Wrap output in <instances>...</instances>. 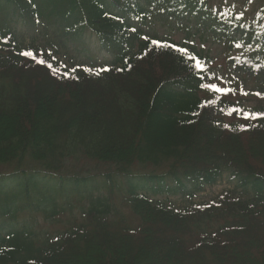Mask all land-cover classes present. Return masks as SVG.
Instances as JSON below:
<instances>
[{
    "label": "trees",
    "instance_id": "16d2710c",
    "mask_svg": "<svg viewBox=\"0 0 264 264\" xmlns=\"http://www.w3.org/2000/svg\"><path fill=\"white\" fill-rule=\"evenodd\" d=\"M203 4L0 0L1 22L19 11L35 23L50 9L46 35L52 26L55 34L90 37L113 56L92 68L68 65L56 56L60 35L43 44L34 35L23 45L16 29L1 25L0 71L35 66L42 81L9 88L0 79V264H264V116L231 111L264 114V104L246 109L228 96L235 91L205 89L214 83L236 90L215 81L210 54L187 38L143 26L148 18L188 34L210 27L226 49L240 45L239 54H248L233 59L235 71L257 78L255 93L264 98V0L240 26L231 13L211 14ZM79 157L89 163L78 167ZM225 172L239 183L202 212L145 191L146 184L155 193L182 187L193 197ZM239 187L253 195L244 198ZM29 192L43 193L36 206ZM67 206L72 220L54 234L19 217L59 220ZM125 208L138 216L135 228Z\"/></svg>",
    "mask_w": 264,
    "mask_h": 264
},
{
    "label": "rangeland",
    "instance_id": "374dc122",
    "mask_svg": "<svg viewBox=\"0 0 264 264\" xmlns=\"http://www.w3.org/2000/svg\"><path fill=\"white\" fill-rule=\"evenodd\" d=\"M210 12L213 13V9L215 7H218L220 9H224L225 7L229 6L230 11H233L235 13H243L244 16L251 15L255 9L259 8L262 4V0H208ZM232 6L234 7L232 9ZM50 9L43 10V16L40 20L28 23L20 18L19 11L13 13H9L4 20L3 24L0 21V31H3V26H7L8 24L12 23L11 25H15V29L19 32L18 35V41L22 42L23 45H29L31 41L33 40V36L36 35L37 40H41L40 43H44L45 39H51L53 41L58 40L57 37L60 35V41L63 44H60V51H58L59 57H65L67 60L73 59V62L80 63L81 65H85L90 67V59L94 60L98 57L100 61H110L113 59V56L110 54V52L106 51L104 48L101 50L100 45L96 46L94 43H97L96 41H86L84 40L83 44L76 42L74 40H70V36H64L62 34H57V37L55 36L54 32L52 31L53 27H49L48 29V35H46V31L43 30L45 27L47 21H45V17L47 18V15L49 14ZM48 13V14H47ZM51 20H56L55 17L48 16ZM193 22V21H192ZM35 24V27L31 29L30 25ZM63 29H66V24H62ZM144 29L150 33H157L160 36H171L173 39L177 41H182L184 38L187 37V32H184L183 29H179L178 27L175 28L173 26L169 27L165 24H163L162 21L158 20L157 23L151 22L150 19H146L144 24ZM40 30H43L42 32ZM40 31V32H39ZM210 28L206 27L202 30H195L192 31L191 36L189 37L190 41H194L195 45L198 49L204 50L205 52H208L213 58L214 62L210 64V68L212 71H215L217 73V78L215 81L219 82L220 84L225 85L232 79L234 83L237 85L238 88L242 89V94H238L235 97L230 94V97L233 99H237L238 97L242 98L244 102V108L250 109V108H256L258 105L264 104V98L258 97V95L255 94V92L259 91L256 89L257 86V79L254 77H250L249 75L239 73L238 75L241 76V79H238L236 75L232 72L233 62H231L230 59L234 58L235 53H240L242 50L240 48H237V46L226 49L225 46H223L220 41L216 38H213V33L209 32ZM0 32V33H2ZM22 36V37H19ZM237 51V52H236ZM37 69L35 66H29L25 69L22 67L12 68L10 71V68L4 71H0V77L5 76L4 78H0L2 80H7V86L9 88H12L14 84L16 85L17 82L19 85H22L25 83V86H28L32 83H36L37 81H42L38 79L36 76H33ZM36 77V80L33 81L31 78ZM28 83H27V82ZM17 86V85H16ZM15 88V87H14ZM18 88V87H16ZM248 93L247 95H243V93ZM227 121L230 119L226 118ZM233 121V120H231ZM78 167H81L82 165H85V163H89V161L84 160L83 157H79L78 159ZM92 166V165H91ZM135 183H138V180L136 179L134 181ZM239 183L237 179H232L231 175L229 173H225L222 177V179L216 183L215 185L208 186L204 190L198 191L197 194L192 197L188 194L184 193L182 190H184L182 187V190H179L175 192L174 190L168 191L164 190L163 192H153L148 189V185L146 184L145 191L148 192L152 199L157 201H163L167 204L173 205L174 208L183 210V209H192L193 211H205L209 209L212 202H218L222 198V194L225 193L228 190L234 189L235 186ZM145 185V184H143ZM170 187H175V182H169ZM187 191H189L190 186L187 185ZM185 191V190H184ZM238 194H241L244 198L251 197L253 195L252 190L249 188L248 192H244L243 187L238 188ZM40 195H43L42 192L36 193H30L28 199L32 202L34 206H36V202L39 201L41 198ZM119 199V198H117ZM60 200V198H59ZM118 204H121V201H117ZM76 207L74 206V209ZM71 208L67 206V210L64 209L63 213L64 216L60 217L59 220H46L43 218L42 214H38L37 217L39 219L35 218H29L28 214H25L24 217L21 215L19 216L22 219L33 221L34 224H36V228L40 231H48L54 234L57 230L61 229L63 226H67L68 221L72 220V215L68 216L70 213ZM41 211V210H38ZM79 209H77V212ZM76 212V210H75ZM124 212L126 213V220L127 223L131 225L133 228L136 227V225L139 223V218L136 214H132L128 208L124 209ZM20 219V221H22ZM46 221V222H43ZM39 221V223H38Z\"/></svg>",
    "mask_w": 264,
    "mask_h": 264
},
{
    "label": "snow or ice",
    "instance_id": "6c2138e0",
    "mask_svg": "<svg viewBox=\"0 0 264 264\" xmlns=\"http://www.w3.org/2000/svg\"><path fill=\"white\" fill-rule=\"evenodd\" d=\"M153 43H157L156 41H153ZM238 47L240 45H237ZM178 51L180 52H185V49H178ZM21 55L25 56V57H31L33 59H35L34 54L31 51H25L23 53H21ZM192 59H195V57H193ZM38 63H45L43 60L38 61ZM48 67H51V65H48ZM197 67H201L199 64L197 65ZM203 70V69H202ZM202 87H204L205 89L212 91V92H217V93H221V94H227V92L229 91H235L233 89H225V88H221L219 87L217 84L214 83H207V84H203ZM248 93H243V95H247ZM257 95H260L259 93H257ZM232 112H237V113H242L243 114V118L244 119H254L257 116H264V114H259V113H248V112H244L242 109H236L233 108L231 110ZM229 115H231V112L228 113ZM225 127H227V125H225Z\"/></svg>",
    "mask_w": 264,
    "mask_h": 264
}]
</instances>
